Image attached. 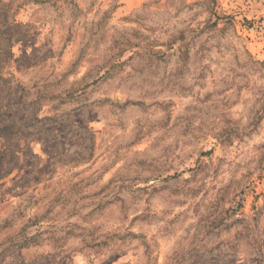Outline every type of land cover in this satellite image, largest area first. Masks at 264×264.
Here are the masks:
<instances>
[{"label":"rangeland","instance_id":"obj_1","mask_svg":"<svg viewBox=\"0 0 264 264\" xmlns=\"http://www.w3.org/2000/svg\"><path fill=\"white\" fill-rule=\"evenodd\" d=\"M0 9V264H264V0Z\"/></svg>","mask_w":264,"mask_h":264},{"label":"trees","instance_id":"obj_2","mask_svg":"<svg viewBox=\"0 0 264 264\" xmlns=\"http://www.w3.org/2000/svg\"><path fill=\"white\" fill-rule=\"evenodd\" d=\"M13 25H16L15 22L10 21V16L7 11H2L0 9V57L4 55L12 54L11 52V43L13 40H11V37H13V33L10 32ZM10 43L8 45L10 48L7 50L6 43ZM1 60V59H0ZM1 68V67H0ZM14 124H4L2 127H0V136L3 138H7V135L9 133H13ZM2 150H0L1 152Z\"/></svg>","mask_w":264,"mask_h":264}]
</instances>
